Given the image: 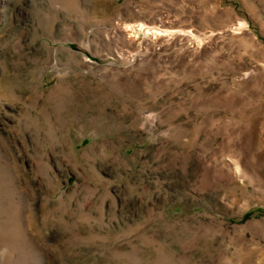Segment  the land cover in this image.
Masks as SVG:
<instances>
[{
    "label": "rangeland",
    "instance_id": "obj_1",
    "mask_svg": "<svg viewBox=\"0 0 264 264\" xmlns=\"http://www.w3.org/2000/svg\"><path fill=\"white\" fill-rule=\"evenodd\" d=\"M0 264H264V0H0Z\"/></svg>",
    "mask_w": 264,
    "mask_h": 264
}]
</instances>
